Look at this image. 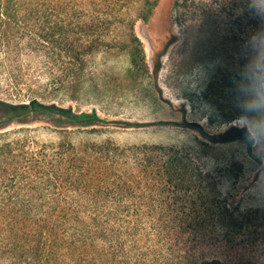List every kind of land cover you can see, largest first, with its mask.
Wrapping results in <instances>:
<instances>
[{"label":"trees","instance_id":"1","mask_svg":"<svg viewBox=\"0 0 264 264\" xmlns=\"http://www.w3.org/2000/svg\"><path fill=\"white\" fill-rule=\"evenodd\" d=\"M217 1L234 18L238 67L208 94L248 126L191 144L75 142L69 129L104 125L97 112L0 97V264H264V209L232 203L205 163L211 145L238 140L260 162L264 15L252 0H211L200 17ZM118 26L120 0H0V89L20 87L24 70L38 90L81 84ZM46 117L58 142L29 135Z\"/></svg>","mask_w":264,"mask_h":264},{"label":"rangeland","instance_id":"2","mask_svg":"<svg viewBox=\"0 0 264 264\" xmlns=\"http://www.w3.org/2000/svg\"><path fill=\"white\" fill-rule=\"evenodd\" d=\"M176 1L120 0V27L111 32L108 47L92 57L81 84L57 92L38 90L30 83L32 71L24 70L22 85L0 89V97L26 101L37 96L44 104L97 112L104 125L69 129L67 136L75 142L111 138L120 144H191L203 140L202 132L210 138L234 124L248 126L245 117L226 122L208 94L216 76L238 67L234 18L219 1L206 18L200 17L204 7L198 4L211 0H187L186 5L180 0L179 7ZM252 1L264 15V0ZM9 92L14 97H7ZM47 122L46 117L31 125L29 135L58 142L62 135L46 130ZM253 150L260 162L244 141L213 144L205 163L223 176L232 203L264 209V142Z\"/></svg>","mask_w":264,"mask_h":264},{"label":"water","instance_id":"3","mask_svg":"<svg viewBox=\"0 0 264 264\" xmlns=\"http://www.w3.org/2000/svg\"><path fill=\"white\" fill-rule=\"evenodd\" d=\"M234 125H236V124H234Z\"/></svg>","mask_w":264,"mask_h":264}]
</instances>
